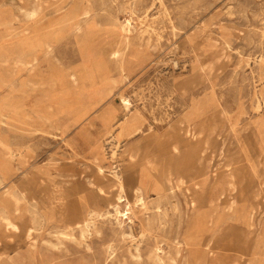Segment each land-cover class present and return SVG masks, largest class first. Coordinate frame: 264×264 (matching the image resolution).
<instances>
[{
  "label": "rangeland",
  "instance_id": "obj_1",
  "mask_svg": "<svg viewBox=\"0 0 264 264\" xmlns=\"http://www.w3.org/2000/svg\"><path fill=\"white\" fill-rule=\"evenodd\" d=\"M173 241L264 264V0H0V264Z\"/></svg>",
  "mask_w": 264,
  "mask_h": 264
},
{
  "label": "bare ground",
  "instance_id": "obj_2",
  "mask_svg": "<svg viewBox=\"0 0 264 264\" xmlns=\"http://www.w3.org/2000/svg\"><path fill=\"white\" fill-rule=\"evenodd\" d=\"M129 21V20H128ZM130 22V21H129ZM122 28L123 29H128V23L127 24H123L122 25ZM122 38H120L121 39V41H123V42H128L129 41V37H127L126 36V34H123L122 36H121ZM116 52V54L117 55H119L118 54V52H119V50H116L115 51ZM127 99V98H126ZM128 102L130 103V101H128V100H124V105H125V107L126 108H128L129 106H128ZM261 103V102H260ZM129 109H130V107H129ZM260 109V108H259ZM137 117V114H133V113H128L127 114V116H124V117H122L121 119H117V120H114L112 123H111V128L109 129V131L108 132H110L109 134H110V136H112V132L114 131V130H116L117 131V134H116V136H118V138L120 137V135L122 134V133H126V132H130L131 130V118H136ZM132 130H133V128H132ZM109 136V135H108ZM109 139V138H108ZM106 141V140H105ZM109 142V141H108ZM104 144V143H103ZM9 153V152H8ZM114 153V152H113ZM113 153H112V155H113ZM115 154V153H114ZM22 157V156H21ZM115 171V170H114ZM152 178V177H151ZM155 179V178H154ZM159 183V182H158ZM160 184H161V182H160ZM162 185V184H161ZM120 186H121V190H120V192H119V199H121V200H123V198H125L124 197V194H122V192H123V185H122V183H120ZM157 187H159V186H157ZM156 187V188H157ZM133 189V188H132ZM140 195V194H139ZM137 197V196H136ZM140 200V199H139ZM127 202V201H126ZM139 202V201H138ZM135 203V202H134ZM137 203V202H136ZM142 203H143V201H142ZM128 204L130 205V202H129V200H128ZM133 205V204H132ZM145 206V205H144ZM126 208H127V206H126ZM160 208V207H159ZM134 209V208H133ZM125 215H128L129 214V212L128 211H124L123 212ZM178 243L176 242H174L173 241V243H170V249L168 250V251H166L165 250V247H163V246H161V245H159V246H157L156 247V249L154 250V253H155V255H156V258H159V260H160V262L161 263H164V264H166L168 261H170V262H174L175 260H176V257H177V254L179 253V250H180V246L179 245H177ZM180 256V255H179ZM179 259V258H178ZM176 262V261H175ZM169 263V262H168Z\"/></svg>",
  "mask_w": 264,
  "mask_h": 264
}]
</instances>
